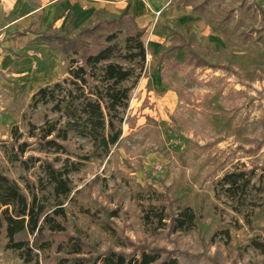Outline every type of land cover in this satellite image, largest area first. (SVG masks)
Here are the masks:
<instances>
[{"label":"rangeland","instance_id":"obj_1","mask_svg":"<svg viewBox=\"0 0 264 264\" xmlns=\"http://www.w3.org/2000/svg\"><path fill=\"white\" fill-rule=\"evenodd\" d=\"M204 1L170 0V11L148 20L161 38L147 33L145 68L127 83L123 136L111 152L96 156L89 142L72 135L73 159L82 166L64 203L66 233L31 264L60 263L78 241L82 257L92 261L109 251L159 250L180 264H264V254L251 246L253 240L264 244V185L249 199L260 207L239 213L217 195L218 182L235 168L255 170L257 187L264 176V0ZM180 45H186L181 53L170 51ZM189 49L209 66L190 65ZM47 50L40 49V80H29L39 89L68 76V58ZM19 67L0 70V167L23 187L3 146L13 126L27 135L29 124L42 125L51 107L31 108L35 94L13 75ZM29 155L40 156L36 146ZM40 173L27 176L35 181ZM141 204L164 206L170 218L192 207L197 226L154 232L141 220ZM0 264H25L1 235Z\"/></svg>","mask_w":264,"mask_h":264},{"label":"trees","instance_id":"obj_2","mask_svg":"<svg viewBox=\"0 0 264 264\" xmlns=\"http://www.w3.org/2000/svg\"><path fill=\"white\" fill-rule=\"evenodd\" d=\"M210 1L205 0L204 5ZM145 33L125 11L118 19L99 22L74 37L53 27L40 36V41L68 58V76L53 86L41 87L32 97V109L51 107L43 124L30 123L27 135L13 126L11 140L3 146L8 164L20 171L24 186L0 167V235L6 249L17 253L25 264L33 263L39 252L51 246L52 239L66 233L64 203L73 193L72 175L82 166L73 159L72 135L89 142L96 156L108 155L121 140L132 90L127 83L138 77L147 61ZM185 48L180 45L170 51L181 53ZM188 55L190 65L209 66L194 51L189 49ZM34 146L40 156H28ZM36 169L41 173L34 181L27 174ZM255 175V170L235 168L218 182L217 195H224L237 213L248 206L260 207L249 200L254 192L263 191L264 176L259 177L257 187ZM140 207L143 224L154 232L169 227L178 234L197 226L192 207L180 209L171 218L164 206ZM116 216V212L111 214ZM251 246L264 254V244L253 240ZM84 248L83 242H75L69 257L57 264H180L173 254L164 256L159 250L140 254L109 251L92 261L82 257Z\"/></svg>","mask_w":264,"mask_h":264},{"label":"crops","instance_id":"obj_3","mask_svg":"<svg viewBox=\"0 0 264 264\" xmlns=\"http://www.w3.org/2000/svg\"><path fill=\"white\" fill-rule=\"evenodd\" d=\"M170 4V0H0V70L6 73L18 64L13 75L34 95L39 88L29 80H40V49H51L58 53L55 55L63 56L40 41L50 27L72 37L104 20L118 19L127 11L146 30L145 43L147 33L154 39L161 38L158 31L148 29L147 23L155 19L157 11H170ZM194 8L192 11H196ZM154 41L151 40L153 45Z\"/></svg>","mask_w":264,"mask_h":264}]
</instances>
